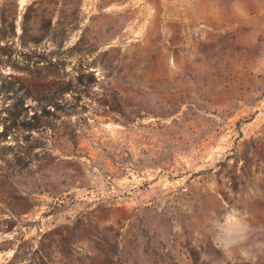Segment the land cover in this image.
Masks as SVG:
<instances>
[{
    "label": "rangeland",
    "instance_id": "rangeland-1",
    "mask_svg": "<svg viewBox=\"0 0 264 264\" xmlns=\"http://www.w3.org/2000/svg\"><path fill=\"white\" fill-rule=\"evenodd\" d=\"M0 264H264V0H0Z\"/></svg>",
    "mask_w": 264,
    "mask_h": 264
}]
</instances>
